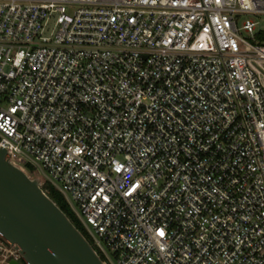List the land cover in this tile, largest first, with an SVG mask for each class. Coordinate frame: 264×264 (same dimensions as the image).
I'll list each match as a JSON object with an SVG mask.
<instances>
[{
    "label": "built area",
    "instance_id": "1",
    "mask_svg": "<svg viewBox=\"0 0 264 264\" xmlns=\"http://www.w3.org/2000/svg\"><path fill=\"white\" fill-rule=\"evenodd\" d=\"M247 14L264 0H0V150L64 196L105 264H264ZM12 262L29 264L0 234Z\"/></svg>",
    "mask_w": 264,
    "mask_h": 264
},
{
    "label": "water",
    "instance_id": "2",
    "mask_svg": "<svg viewBox=\"0 0 264 264\" xmlns=\"http://www.w3.org/2000/svg\"><path fill=\"white\" fill-rule=\"evenodd\" d=\"M0 234L29 264H105L40 180L13 164L6 150H0Z\"/></svg>",
    "mask_w": 264,
    "mask_h": 264
},
{
    "label": "rangeland",
    "instance_id": "3",
    "mask_svg": "<svg viewBox=\"0 0 264 264\" xmlns=\"http://www.w3.org/2000/svg\"><path fill=\"white\" fill-rule=\"evenodd\" d=\"M245 20H251V21H254L256 24H257V29H256V32L257 31H264V14H257V15H254V14H247V15H244L242 18H241V21H245ZM25 170L30 174V176L35 179V178H38L39 179V176L36 174V171L34 168H31L29 166H25L24 167ZM40 176L41 177H44V174L40 172ZM40 183L42 184V181H40ZM56 191V190H55ZM57 195V199L62 203V204H65L66 200L64 198V196L62 194H60L58 191H56ZM60 197V198H59ZM65 201H64V200ZM65 202V203H64ZM69 211L73 217V219L77 222L79 228L82 230V232L85 234V236L89 239V241L92 243V240L90 239V237L88 236V234L86 233V231L84 230V228L82 227V225L80 224L79 220L75 217V215H73L72 211L70 210L69 208ZM24 264V263H23Z\"/></svg>",
    "mask_w": 264,
    "mask_h": 264
},
{
    "label": "trees",
    "instance_id": "4",
    "mask_svg": "<svg viewBox=\"0 0 264 264\" xmlns=\"http://www.w3.org/2000/svg\"><path fill=\"white\" fill-rule=\"evenodd\" d=\"M27 172V171H26ZM28 173V172H27ZM29 174V173H28ZM30 175V174H29ZM43 190L49 195V197L61 208V210L71 219V221L73 222V224L82 232V230L79 228L77 222L73 219L70 211H69V206L67 204V202L65 204H62L56 197V191L48 184H44L42 186ZM60 198V197H59ZM74 215V214H73ZM83 233V232H82ZM84 234V233H83ZM85 235V234H84Z\"/></svg>",
    "mask_w": 264,
    "mask_h": 264
},
{
    "label": "snow or ice",
    "instance_id": "5",
    "mask_svg": "<svg viewBox=\"0 0 264 264\" xmlns=\"http://www.w3.org/2000/svg\"><path fill=\"white\" fill-rule=\"evenodd\" d=\"M162 234V233H161Z\"/></svg>",
    "mask_w": 264,
    "mask_h": 264
}]
</instances>
